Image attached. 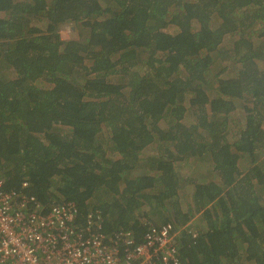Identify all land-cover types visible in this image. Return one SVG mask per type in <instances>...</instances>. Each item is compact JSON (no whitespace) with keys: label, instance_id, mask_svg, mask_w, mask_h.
<instances>
[{"label":"trees","instance_id":"obj_1","mask_svg":"<svg viewBox=\"0 0 264 264\" xmlns=\"http://www.w3.org/2000/svg\"><path fill=\"white\" fill-rule=\"evenodd\" d=\"M0 179L108 236L199 214L181 264H264V0H0Z\"/></svg>","mask_w":264,"mask_h":264},{"label":"built area","instance_id":"obj_2","mask_svg":"<svg viewBox=\"0 0 264 264\" xmlns=\"http://www.w3.org/2000/svg\"><path fill=\"white\" fill-rule=\"evenodd\" d=\"M98 217L91 210L82 218L71 201L47 208L0 179V264H181L178 241L188 225L148 222L139 239L133 230L108 236Z\"/></svg>","mask_w":264,"mask_h":264},{"label":"rangeland","instance_id":"obj_3","mask_svg":"<svg viewBox=\"0 0 264 264\" xmlns=\"http://www.w3.org/2000/svg\"><path fill=\"white\" fill-rule=\"evenodd\" d=\"M17 1H22V0H17ZM74 27L69 25V26H65L63 29V35L65 37H77V34L73 31ZM142 55L144 56L143 59H148L149 53L148 51L144 50L142 51ZM219 65L216 64V68L218 69ZM139 69L143 70L142 67H140ZM230 119L236 123H242L243 119H244V114L242 112V110H237L235 111ZM181 174L185 175V176H190V177H194L195 179L200 180H204V179H208L210 177V175L212 176L211 172H210V165L203 160H199L196 158H192L189 162V164H187L186 166H183L181 168ZM190 198L184 196L183 200H182V204H183V209L186 210V204L190 201ZM192 221L189 222L188 226L190 228H193L191 230L193 231H199L200 229H204L205 228V223H203L202 218L200 217L199 214L194 215L192 218ZM153 222V221H151Z\"/></svg>","mask_w":264,"mask_h":264}]
</instances>
